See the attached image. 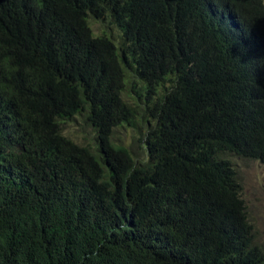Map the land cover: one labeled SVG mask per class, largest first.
<instances>
[{
	"label": "trees",
	"instance_id": "trees-1",
	"mask_svg": "<svg viewBox=\"0 0 264 264\" xmlns=\"http://www.w3.org/2000/svg\"><path fill=\"white\" fill-rule=\"evenodd\" d=\"M225 153L264 163L263 0H0V264H264Z\"/></svg>",
	"mask_w": 264,
	"mask_h": 264
},
{
	"label": "rangeland",
	"instance_id": "rangeland-1",
	"mask_svg": "<svg viewBox=\"0 0 264 264\" xmlns=\"http://www.w3.org/2000/svg\"><path fill=\"white\" fill-rule=\"evenodd\" d=\"M264 1V0H263ZM89 23L95 35L110 34L116 43L123 42L120 28L109 17H89ZM124 92L128 101L136 100V94L131 83ZM139 83L136 84L138 89ZM62 133L80 145L93 148L97 145V133L94 126L82 114L70 119L62 120ZM136 127L122 124L114 129L112 140L117 144L128 146L135 156H145L143 141L139 138ZM236 169L241 184V196L245 201L248 220L252 225L254 241L264 247V163L257 159L242 157L236 154L225 153Z\"/></svg>",
	"mask_w": 264,
	"mask_h": 264
}]
</instances>
